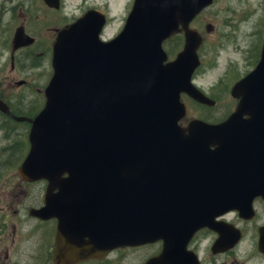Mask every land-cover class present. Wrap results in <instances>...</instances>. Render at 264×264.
<instances>
[{"label": "water", "instance_id": "water-1", "mask_svg": "<svg viewBox=\"0 0 264 264\" xmlns=\"http://www.w3.org/2000/svg\"><path fill=\"white\" fill-rule=\"evenodd\" d=\"M211 3L137 0L117 40L101 43L98 28L88 34L76 24L56 45L47 104L20 172L50 181L48 218L60 221L57 264L161 240L163 253L146 264H200L188 244L206 227L219 233L215 254L240 241V231L216 218L238 210L250 219L254 201L264 199V145L240 144L243 132L259 131L258 121L246 128L243 117L264 116V50L234 88L242 101L227 123L180 127L183 93L214 105L192 86L202 38L189 30ZM182 30L185 50L167 63L163 43ZM33 42L19 30L15 49ZM259 249L264 253V227Z\"/></svg>", "mask_w": 264, "mask_h": 264}, {"label": "rangeland", "instance_id": "rangeland-1", "mask_svg": "<svg viewBox=\"0 0 264 264\" xmlns=\"http://www.w3.org/2000/svg\"><path fill=\"white\" fill-rule=\"evenodd\" d=\"M126 1L118 0L115 5L116 18L110 28L111 32L118 27V20L124 14ZM41 3L38 4L37 0L36 2L35 0H0V53L3 54L0 59V65L3 64L0 83L8 85L11 80L17 83L24 79L30 82L33 90L16 86L11 89L5 86L4 89H0V97L8 96L9 100L13 99L14 103L18 102L20 115L28 117L36 116L45 104L44 91L51 79L50 61L49 59L38 61V67H30L31 71L28 74L16 73L12 75L11 42L19 25L23 22L29 24L30 19H37L40 12H43L44 6ZM28 16H30L29 21L27 20ZM194 24L206 38L205 47L200 53L203 66L197 74L198 77L196 76L195 84L211 97L215 98L213 95H216L218 106L215 109L199 107L187 96H184V101L190 107L189 117L218 123L226 119L236 106V101L230 95L232 86L239 80L238 78H243L250 73L257 64H254L255 55L264 43V0H216L215 4L205 11ZM206 25L211 26L212 32L206 33ZM32 29L35 31L36 26ZM178 43L179 41L172 42L166 46V50L169 53L175 51L179 53L183 44L181 41L180 45ZM21 59L23 63L29 64L28 56L22 55ZM41 70L42 72H40ZM232 83L234 84L231 85ZM221 85H223L222 87L231 86L227 91H223ZM0 88L3 87L0 86ZM15 94L19 96L18 99L14 96ZM19 126L21 125L12 124L14 136L8 132L10 144L5 140V133L0 128V151H4L0 152V262L3 264L6 262L7 264H14V262L34 264L30 254L37 245L35 238L29 236H39L45 233L48 228L46 225L39 226L32 219L26 218L25 221V217H28V208L38 207L42 204L41 197L45 184H33L34 197L29 200L25 198L28 187L21 183V179L18 177L19 165L16 168L14 164L20 153V150H16L14 145L15 138L20 137ZM25 155L26 151L19 158L22 159ZM7 165L15 166L14 170L5 171ZM255 207L257 216L253 222L241 223L234 213L224 218L236 223L243 231L242 242L226 255L212 254L211 247L216 239L215 234L202 233L198 237V241L192 249H196L200 256H204L203 264H264V255L260 254L257 249L258 229L264 225V203H256ZM11 217L15 219L11 220ZM4 222H6L5 225ZM49 235L47 242L52 240L51 234ZM21 239L23 241H20ZM28 239L31 241L24 246L26 249L24 256H14L16 253L12 251L16 245L19 243L21 245ZM14 240L16 241L15 246H13ZM42 248L44 249V246ZM19 249L22 250L21 246ZM160 250L161 246L156 245L139 250L117 252L112 255V261L105 264H144ZM39 254L40 257H43L45 253Z\"/></svg>", "mask_w": 264, "mask_h": 264}, {"label": "flooded vegetation", "instance_id": "flooded-vegetation-1", "mask_svg": "<svg viewBox=\"0 0 264 264\" xmlns=\"http://www.w3.org/2000/svg\"><path fill=\"white\" fill-rule=\"evenodd\" d=\"M117 0H61L60 8L53 9L48 7L44 4L45 11L42 19H40V25L38 28V34H33L31 31L27 29L26 25H23L25 29L32 35L36 36L38 42L41 41L40 51L35 53L30 52L31 48H26L21 50L20 53H26L30 58L35 55L40 57L41 59H49L52 55V47L54 41H56L57 38V31L59 27L53 28L52 25H61L60 28L66 27L72 23H74L77 19L83 18L85 15H87L90 11H95L97 18H101L104 16L106 18V25L103 32V37L106 40L112 39L116 32H111L109 29L113 26V23L115 22V5ZM131 8V5L129 6ZM72 11V14H69V12ZM128 14V10L124 12V15L120 19V27L124 25L126 22V17ZM51 52V53H50ZM50 54V55H49ZM0 58H2V55L0 54ZM22 65V66H21ZM35 68L34 66L27 64V63H20V64H14L11 68V74L16 73H22V74H28L31 71V68ZM3 71V67L0 68V72ZM21 82H25L24 84H19ZM4 89L5 86L10 87L11 89H14V87L19 88H26L30 91L32 90V86L30 85V82L28 80H20L17 83H14L11 80V83L8 85H2L0 84ZM15 96L19 97L17 94ZM11 105V104H10ZM11 108L13 112L18 113L16 108L11 105ZM0 118L3 119V115L0 114ZM26 123L20 124L25 125ZM34 220L39 226L46 225L48 228L45 230V233L40 234L39 236H29L35 238V243L37 247L35 246L34 251L30 254L31 260L34 262V264H55L54 263V251L56 249V234H57V221H42L36 218H30ZM12 220V219H11ZM6 222H4V225ZM14 227V225H13ZM51 234L52 240L50 242H47L48 235ZM50 236V235H49ZM15 241V240H14ZM31 239H28L23 244H19L22 248L20 249H14L12 252H15L17 256L23 257L24 252L26 249L24 246L28 243H30ZM16 241L14 242L15 246ZM44 246V249L42 248ZM32 249V248H31ZM30 249V250H31ZM29 251V250H28ZM41 252H44V256L40 257ZM14 255V256H16ZM0 264H3V262H0ZM7 264V262H6ZM14 264H18V262H14ZM84 264H100L99 261H92L87 262Z\"/></svg>", "mask_w": 264, "mask_h": 264}]
</instances>
